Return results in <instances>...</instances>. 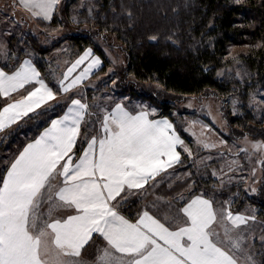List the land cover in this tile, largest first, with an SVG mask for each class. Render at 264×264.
Wrapping results in <instances>:
<instances>
[{
  "label": "snow or ice",
  "instance_id": "1",
  "mask_svg": "<svg viewBox=\"0 0 264 264\" xmlns=\"http://www.w3.org/2000/svg\"><path fill=\"white\" fill-rule=\"evenodd\" d=\"M58 2L20 0L25 8L38 9L33 14L45 19ZM91 55L89 49L72 64L59 82L60 91L68 93L100 64L92 58L66 84ZM33 84L38 86L0 109V131L55 99L31 60L20 62L11 72L0 67V96L10 97ZM87 109L88 105L73 99L64 115L52 118L50 126L0 174V264H81L78 258L94 234L107 244L98 251L94 264H237L234 253L220 245L230 241L232 249L239 250L230 233L245 218L224 208L217 212L210 199L195 196L170 220L164 217L170 224L179 223L175 230L149 211L133 223L117 210L125 198L122 193L143 189L180 162L178 145L189 151L172 123L150 120L148 112L134 113L117 103L106 111L99 121V134L87 140L74 161L71 153ZM57 177L59 184L54 183ZM60 209L74 214L56 216ZM217 222L224 225L223 240L214 228Z\"/></svg>",
  "mask_w": 264,
  "mask_h": 264
},
{
  "label": "trees",
  "instance_id": "2",
  "mask_svg": "<svg viewBox=\"0 0 264 264\" xmlns=\"http://www.w3.org/2000/svg\"><path fill=\"white\" fill-rule=\"evenodd\" d=\"M73 1L60 0L47 22L23 14L16 0H0V66L12 71L22 59H31L58 96L0 133V174L77 95V92L62 95L59 82L66 67L87 48H92L103 61L102 68L85 85L94 113L97 108L92 107L95 96L90 84L113 68L109 81L115 88L103 95L101 101L109 103L110 108L119 100L145 101L160 111L154 117H166L174 123L172 111L178 103L191 97H215L226 116L229 131L224 135L226 140L251 137L264 143V107L261 118L249 107L255 90L264 89V0H96L90 8L86 5L78 10V15L75 13L77 30L72 28L61 34L56 27L65 28L72 23ZM3 44L6 49L1 50ZM242 46H248L249 50L240 57L233 56L232 49ZM114 50L121 55L117 65L109 58V51ZM236 64L247 70L245 77H235L232 70ZM234 97L241 102L236 112L231 107ZM6 102L0 97V109ZM101 105H97L98 121L109 110L101 112ZM89 132L94 131L86 121L76 155L82 151ZM190 168L182 155L177 167L153 181L163 180L155 192L168 201H148L147 191L152 182L142 190L124 194L117 208L133 221L143 211H149L166 226L175 228L161 216L164 208L171 209V201L174 207L180 208L192 197L203 195L216 203L212 193L215 189L207 177L191 171L190 177L173 183L168 176ZM185 185L193 189L187 196L183 194ZM180 197L184 199L181 202ZM248 199L260 210L259 219L264 221V182ZM93 241V248L106 247L102 238L95 237ZM258 255L263 257L260 264H264V252Z\"/></svg>",
  "mask_w": 264,
  "mask_h": 264
},
{
  "label": "rangeland",
  "instance_id": "3",
  "mask_svg": "<svg viewBox=\"0 0 264 264\" xmlns=\"http://www.w3.org/2000/svg\"><path fill=\"white\" fill-rule=\"evenodd\" d=\"M95 1L96 0L73 1L72 5L75 4V7L70 9L73 21L78 15V10L83 9L86 5H89L88 8H90ZM21 12L35 19H40L27 8H23ZM73 21L71 20V24L70 22L66 24L65 28L56 27V31L62 34L67 33L69 30H77V23ZM37 25L39 26V24ZM5 47L6 45L3 44L1 50L6 49ZM248 50V46L234 47L232 49V55L240 57V55L246 53ZM114 51H109V58L117 65L121 61V55ZM61 52L62 51H60V53ZM240 68L242 67L236 64L232 70L237 78H243L247 74L246 69ZM112 73L113 68L109 69L105 75L100 76L97 81L90 84V89L94 91L92 92L95 96L92 107L97 108L95 110L97 114L99 112L97 105L99 106L100 103H102L100 106L101 108H99L101 112L105 111L107 108L110 109L109 103L101 101L104 97L103 95L112 93L115 88V85L109 81ZM88 88L87 86V89ZM262 96H264V89H256L249 102V107L255 109L254 112L258 118L262 117L261 109L264 107ZM123 102L126 103L131 110L145 109L147 112L150 111L152 115L160 112L155 109L153 105L145 101L141 102L140 100L125 99ZM239 104H241V102L237 98H232L231 107L233 112L237 111V106ZM96 113H94L93 116L94 121L90 122L91 129H93L94 132H97L99 127V118H97ZM172 114L174 116L176 128L187 137L183 139L189 151H185L183 148L182 155L184 156V163L192 166V169L190 168L183 171V173L175 171L168 175L170 176V180H172L173 183L179 180L184 181L186 177L192 175L191 171L198 176L207 177L211 182V186L215 189V192L212 191V193H214V197L216 198L215 204L217 212L222 208L228 209L234 215L238 214L243 216L246 221L238 228H232L231 224H227L229 228H232L230 233L231 241L239 243V250L232 249L230 241H226L220 246L226 251H230V254L234 253L238 264H260L263 257L260 258L258 254L260 253L263 255L264 252V221L259 219L260 210L252 205L248 198L256 194L258 188L264 182V143L251 137H246L238 141L226 140L224 135L229 133L225 119L226 116L224 117L225 113L222 111L220 100L215 97L187 98L176 105ZM87 140L88 136H85V145L83 148H85ZM205 145H207V147H205ZM257 145H261L262 147L257 148ZM189 152L191 154H189ZM162 181L163 180L153 182V185L148 189L149 202L168 201V199L158 196L155 192ZM170 184L174 185L172 183ZM184 188H187L183 192L185 196L190 193V190H193L190 185H185ZM202 190L205 191L204 189ZM178 192L181 193L180 189ZM179 199L180 202L184 200L183 197ZM168 203H170V200ZM169 207L171 209L167 210V208H164V210L161 211V216L163 218L168 217L170 220L171 217L175 215L176 210L179 209V206L174 207L171 201ZM156 212H158V210H156ZM172 225L176 228L179 226V223H173ZM214 228L219 234V238L223 240L224 225L217 222Z\"/></svg>",
  "mask_w": 264,
  "mask_h": 264
},
{
  "label": "crops",
  "instance_id": "4",
  "mask_svg": "<svg viewBox=\"0 0 264 264\" xmlns=\"http://www.w3.org/2000/svg\"><path fill=\"white\" fill-rule=\"evenodd\" d=\"M17 1V3H18V5L23 9H25V7L23 6V4H21L20 3V0H16ZM60 1V0H59ZM58 4H59V2L57 3V4H55V6H54V8H53V11H52V13H51V16H50V18L49 19H45V18H43V16H40V15H35V16H37V17H39L40 19H43L44 21H49L51 18H52V16H53V14H54V12H55V9H56V7L58 6ZM32 11V13L34 12V11H39L38 9H33V10H31ZM89 49H91V53H92V55L84 62V63H82L74 72H72L71 73V75H70V77H69V81H65V83L67 84V83H69L70 82V80L71 79H73V78H75L76 76H78V75H80V73L91 63V60H92V58H98L99 59V61H100V64L98 65V66H95V67H93L91 70H90V72L88 73V75L86 76V78H84L82 81H80V82H78V84L75 86V87H73L68 93H64V92H62V95H68V94H71V93H73V92H77V95H75L70 101H69V103L67 104V106H66V109H65V111L60 115V116H63L64 115V113L66 112V110H67V107L68 106H70L71 105V101L73 100V99H79V100H81V102L82 103H84V104H86V105H88V109H87V112L84 114V118H83V121H82V123H81V129H80V133L82 134V126H83V124H84V122H86V121H89V122H91L92 121V119H93V116H94V112L91 110V108H90V102H89V100H88V98H87V95H86V91H85V85H86V83H88L91 79H92V77H93V75L95 74V73H97L101 68H102V66H103V61H102V59L97 55V54H95L94 53V51H93V49L92 48H87V49H85L74 61H72L67 67H66V69L64 70V73H63V75L68 71V69L72 66V64H74L79 58H80V56H82L84 53H85V51H87V50H89ZM24 60H31V59H29V58H24V59H22L21 60V62H23ZM31 62H32V64L36 67V65H35V63L31 60ZM1 67V66H0ZM36 69H37V71H39L38 70V68L36 67ZM5 70V69H4ZM6 71V70H5ZM8 72H11V71H8ZM40 73V72H39ZM40 78L41 79H43V77H42V75H41V73H40ZM62 79H63V77H62ZM44 80V79H43ZM46 83V82H45ZM47 84V83H46ZM36 86H38V85H26L25 86V89H20L18 92H14V93H12L11 94V96L10 97H3V96H0L1 98H3V99H5V100H7V102L5 103V105L6 104H8V103H13V102H15V101H18V100H20V99H22L23 98V96H25V95H27V91H30V90H32V88L33 87H36ZM49 86V85H48ZM50 87V86H49ZM54 92V91H53ZM58 98V96L55 94V99H57ZM55 99H53V100H49L48 101V103L47 104H49L50 102H52V101H54ZM117 103H119V104H122L126 109H128L129 111H132V112H139V111H141V110H143V111H146L147 112V110H145V109H133V110H131V108L130 107H128L127 106V104L126 103H124L123 102V100H120V101H117L110 109H112ZM47 104H43L40 108H37L34 112H36V111H38V110H40L41 108H43L44 106H46ZM4 105V106H5ZM3 106V107H4ZM2 107V108H3ZM142 108H145V107H142ZM109 109V110H110ZM34 112H29V114H31V113H34ZM148 113H149V119L150 120H162V119H167L170 123H172V125H173V127H174V129H175V131H176V133L180 136V138H181V140H183V142H184V146H185V141H184V139L182 138V136L180 135V133L178 132V130H176V128H175V126H174V123L170 120V119H168V118H166V117H154V115H152V113L150 112V111H148ZM28 114V115H29ZM106 114V112L103 114V116ZM27 115V116H28ZM60 116H58V117H60ZM24 117H26V116H22L21 118H19L15 123H12L9 127H6V128H4L2 131H0V133H2V132H4V131H6V130H8V129H10L11 127H13L15 124H17L20 120H22ZM102 119H103V117H102ZM102 119H100V121L102 120ZM48 126H50V123H49V125ZM47 126V127H48ZM45 129V128H44ZM43 129V130H44ZM43 130L40 132V133H42L43 132ZM99 132H100V123H99V127H98V131L97 132H92V134L89 132L88 134H87V136H88V140L92 137V136H96V135H98L99 134ZM81 134H80V136H81ZM38 137V136H37ZM36 137V138H37ZM79 139H80V137L78 138V140H77V143H78V141H79ZM32 142V141H31ZM30 143V142H29ZM77 143H76V145H77ZM87 143V142H86ZM27 145V144H26ZM25 145V146H26ZM75 145V147L73 148V152L71 153V155L73 156V160L74 161H76L77 159H78V157L80 156V155H82V152L79 154V155H76V146ZM86 147V146H85ZM177 151H179L180 152V162L179 163H175L171 168H168L165 172H162L159 176H161L162 174H164V173H166V172H168V171H170V170H172V169H174L175 167H177L180 163H181V161H182V153H183V147H181V146H177ZM159 176H157L156 178H158ZM155 178V179H156ZM154 179V180H155ZM60 180H61V178L60 177H57V179H56V181H54V183H56V184H59L60 183ZM154 180H151V181H149V183L148 184H146L145 186H144V188H146L150 183H152ZM143 188V189H144ZM139 190H142V189H139ZM133 191V190H132ZM135 191H138V190H135ZM122 196H124V194L122 193ZM196 196H203V195H196ZM195 197V196H194ZM194 197H192V198H194ZM204 198H207V199H210V200H212L211 198H208V197H205V196H203ZM191 198V199H192ZM190 199V200H191ZM118 200H119V198H118ZM213 201V200H212ZM113 204L115 205L116 204V202L114 201L113 202ZM213 207H214V209L215 210H217L216 209V204L214 203V201H213ZM117 210H118V212L122 215V216H124L126 219H128L130 222H136V221H133V220H131V219H129L123 212H121L118 208H117ZM68 214H74L73 212H72V210H69V209H60V210H58L56 213H55V215L56 216H66V215H68ZM151 214V213H150ZM152 215V214H151ZM216 225V224H215ZM214 225V226H215ZM180 226V225H179ZM177 228V227H176ZM176 228H171L172 230H175ZM95 237H98V238H102V237H100L98 234H94V236H93V239L89 242V244L88 245H86L85 246V248L82 250V253H81V257H79L78 259L81 261V264H94V262H95V259H96V256H97V254H98V251L99 250H101V249H103V248H105V247H103V246H96L95 248H93L95 245H94V243L92 244V241L94 240V238ZM102 240H103V238H102ZM94 242V241H93ZM103 242H104V244L107 246V244H106V241H104L103 240ZM91 244V248L89 247V249H88V246ZM237 264H238V261H237Z\"/></svg>",
  "mask_w": 264,
  "mask_h": 264
}]
</instances>
